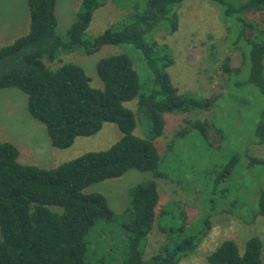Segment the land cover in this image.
Listing matches in <instances>:
<instances>
[{
  "label": "trees",
  "instance_id": "obj_1",
  "mask_svg": "<svg viewBox=\"0 0 264 264\" xmlns=\"http://www.w3.org/2000/svg\"><path fill=\"white\" fill-rule=\"evenodd\" d=\"M182 1L146 0L140 15H127L122 22L86 39L94 12L105 0H82L81 10L63 39L56 34L57 0H27L28 32L0 48V90L17 88L27 95L29 113L46 127L57 149L70 148L78 137L96 135L105 123L115 124L122 136L107 150L87 152L49 169L21 164L17 146L0 143V264H91L87 237L97 220L111 222L115 214L103 194L84 190L131 170L161 177V157L154 140L164 132V114H187L213 106L214 99L179 93L167 72L173 64L165 52L168 47L147 38L162 26L171 31L178 28L175 7ZM209 1L219 7L231 30V46L242 50V66L233 68L226 58L222 68L228 80L241 76L243 81L236 84L254 88L252 138L264 144V31L252 19L264 12V0ZM123 44L141 54L150 75L146 91L132 58L125 53L109 55L97 63L103 89L94 88L78 64L59 61L58 67L50 66L65 51L81 50L91 56L104 46ZM134 99H138L137 110L152 123L151 139L134 134L136 114L124 105ZM192 125L204 130L207 123L196 121ZM243 153L252 165H264L246 149ZM154 178L137 183L131 190L129 219L123 224L126 257L121 264H178L209 233L210 221L206 219L194 233L173 240L167 237L170 241L163 249L144 260L142 245L157 223L161 202ZM257 210L264 216V190ZM261 250L258 237L247 241L243 254L234 240L226 239L205 259L209 264H263Z\"/></svg>",
  "mask_w": 264,
  "mask_h": 264
},
{
  "label": "rangeland",
  "instance_id": "obj_2",
  "mask_svg": "<svg viewBox=\"0 0 264 264\" xmlns=\"http://www.w3.org/2000/svg\"><path fill=\"white\" fill-rule=\"evenodd\" d=\"M81 3L82 0H57L56 34L61 38H66V30L77 18ZM145 5L146 0H105V4L95 10L85 38L101 34L122 22L127 15H140ZM175 11L178 14L175 31L162 26L147 38L155 39L161 47H168L165 52L173 64L167 72L179 93L211 98L215 102L208 110L164 114V132L154 140L161 157L158 170L161 177L154 178L152 172L131 170L122 177L93 184L84 190L87 194H103L115 214L111 222L97 220L90 231L87 237L89 262L121 264L124 261L126 235L123 224L129 219L131 190L137 183L154 178L161 202L157 223L142 245L144 260L158 254L178 235L194 233L204 220L209 219L208 235L178 264H209L206 255L226 239L234 240L243 254L252 237H258L262 242L264 264V216L257 210L258 199L264 190V165H252L243 153L246 149L249 156L264 162V144L252 138V111L256 102L251 97L256 93L250 86L236 84L243 81L241 76L228 80L229 75L222 68L226 58L231 67L242 66V50L231 46V30L223 22L219 7L209 0H183L176 5ZM28 15L27 0H0V36L9 33V26L15 22H24ZM252 19L264 31V12L255 14ZM15 36L13 34V38ZM117 53L132 58L142 89L146 91L150 77L148 69L140 52L129 45H107L91 56L81 50L65 51L50 66L52 69L58 67L59 61L78 64L89 76L91 85L103 89L96 65L101 59ZM137 100L124 103L136 114L134 134L151 139L152 123L137 110ZM196 121L207 123L204 130L192 125ZM121 136L115 124L105 123L96 135L78 137L70 148H55L53 153L42 123L28 111L27 95L17 88L0 90V143L7 141L17 146L20 157L28 159L20 158L21 164L52 168L55 159L56 167L84 153L107 150ZM181 228L183 230L178 233L176 230Z\"/></svg>",
  "mask_w": 264,
  "mask_h": 264
},
{
  "label": "crops",
  "instance_id": "obj_3",
  "mask_svg": "<svg viewBox=\"0 0 264 264\" xmlns=\"http://www.w3.org/2000/svg\"><path fill=\"white\" fill-rule=\"evenodd\" d=\"M28 11H29V9H28ZM29 23H30V15H28V18L24 22L19 23L17 21V22H15V24L13 26H9V28H8L9 33L3 34L2 36H0V46L4 47L6 45H9V44L13 43L14 40H16L18 37L25 35L29 30ZM70 25H69V27H70ZM13 34L16 35L14 38H13ZM1 40H5V41H1ZM2 47H0V48H2ZM42 128L47 134V129L43 124H42ZM47 136H48V134H47ZM48 138H49V136H48ZM49 141H50V138H49ZM54 149H55V147L52 146V152L53 153H54ZM56 154H57V152L55 150V155ZM29 156H31V155L29 154ZM20 158L21 157H20V153H19V159ZM21 159L22 160H28V159H25L24 157H22ZM36 162H39V161H36ZM55 164H57V163H55V159H54V162L51 163L52 168L55 167L54 166ZM41 168H43V167H41ZM46 169H49V168H46Z\"/></svg>",
  "mask_w": 264,
  "mask_h": 264
}]
</instances>
